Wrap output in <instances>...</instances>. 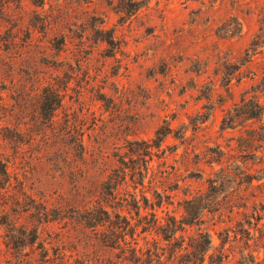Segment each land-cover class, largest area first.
<instances>
[{
  "label": "rangeland",
  "instance_id": "374dc122",
  "mask_svg": "<svg viewBox=\"0 0 264 264\" xmlns=\"http://www.w3.org/2000/svg\"><path fill=\"white\" fill-rule=\"evenodd\" d=\"M244 99L264 104V0H0V187L9 162L52 258L118 254L75 214L101 204L149 231V264H199L206 233L204 264H264V117ZM155 217L194 225L167 243Z\"/></svg>",
  "mask_w": 264,
  "mask_h": 264
},
{
  "label": "trees",
  "instance_id": "16d2710c",
  "mask_svg": "<svg viewBox=\"0 0 264 264\" xmlns=\"http://www.w3.org/2000/svg\"><path fill=\"white\" fill-rule=\"evenodd\" d=\"M242 103L245 104L243 115L247 117V120L263 119L264 104L254 99L249 101L244 99ZM8 164L1 170L5 182L4 186L0 187V242L7 249L8 257L2 256L0 250V264H56L58 261L57 264H90L89 260L74 259L72 261L64 252L55 254V258L51 257L50 250L46 249L43 243H40L39 227L36 225L30 226L24 220L26 214L32 213V216L28 217L34 218V215H37L39 224H42V221L49 223L51 222L49 220V210L42 205H36L35 202H31V204L22 203L23 197L28 198L24 189H20L17 192L18 195H11ZM30 201L32 200L30 199ZM75 214L82 218L80 222L85 225V228L93 231L95 240L103 250L111 253L118 252L114 258L109 256L103 259L101 264H149L143 260V250L139 247V241L137 240L138 233H148V230L139 232L138 224L132 226L125 216L121 214L114 215L101 204H97L93 208H77ZM156 221L155 217L154 222ZM193 223L185 220L178 221L175 218L168 220L164 225L157 221V234L161 235L164 242L172 243L177 239L179 233H185L186 227L193 226ZM200 237H202V234H200ZM204 238L203 248L198 247V250L200 249L197 253L199 264L205 263L206 255L211 248L209 234L206 233ZM31 249L33 252H28ZM187 249L188 247L182 244L175 254H183ZM37 251H40V254H36ZM161 251L157 254L158 263L174 264L172 261L173 256L172 258L170 256L166 258L163 252L164 249L161 248Z\"/></svg>",
  "mask_w": 264,
  "mask_h": 264
}]
</instances>
